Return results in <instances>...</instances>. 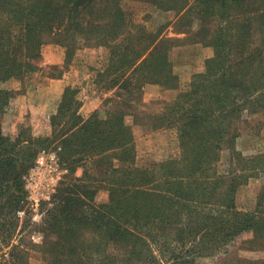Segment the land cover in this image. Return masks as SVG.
Returning a JSON list of instances; mask_svg holds the SVG:
<instances>
[{
	"label": "trees",
	"instance_id": "1",
	"mask_svg": "<svg viewBox=\"0 0 264 264\" xmlns=\"http://www.w3.org/2000/svg\"><path fill=\"white\" fill-rule=\"evenodd\" d=\"M141 1L176 13L185 37L166 36L165 25L150 33L130 19L125 0H0V264H30L23 178L47 150L68 170L41 207L43 243L32 244L48 264H198L245 236L264 238V186L253 208L240 209L236 199L264 171V154L236 150L245 117L264 122V0ZM48 44L64 48L65 67L83 49L107 52L89 83L111 94L106 110L85 118L84 88L68 86L50 134L23 126L7 135L10 84L41 70ZM186 44L212 49L204 71L160 114L144 115L147 85L179 88L171 52ZM128 117L151 131L176 130L180 156L138 166ZM225 150L231 168L219 173ZM101 191L108 200L98 203ZM112 244L126 251L110 254Z\"/></svg>",
	"mask_w": 264,
	"mask_h": 264
},
{
	"label": "rangeland",
	"instance_id": "2",
	"mask_svg": "<svg viewBox=\"0 0 264 264\" xmlns=\"http://www.w3.org/2000/svg\"><path fill=\"white\" fill-rule=\"evenodd\" d=\"M124 7L128 12L130 19L136 24H142L150 33L157 32V30L161 29V26L165 25L166 36L170 38L185 37V34L177 32L181 27L175 26L177 17L174 12H162L151 3L141 0H125ZM63 51L64 56L61 54ZM212 55L213 51L211 48L204 47L200 44H186L174 48L171 52V60L173 62L174 71L180 78L179 88L167 90L158 85H147L144 90L143 105L140 106L141 112H143L144 115L151 116L160 114L166 104L174 101L181 91L186 90L189 87L193 75L204 71L205 60ZM52 56L56 59L59 57L65 58L64 48L55 44L44 46L43 60L40 62L41 70L30 76L27 80L20 81V84L23 86L27 84L26 86L30 87L38 82L39 79L37 80V76H47V74L61 76L65 71L69 72L71 67H78L80 65V68L83 70V72L80 73V78H86L84 84H82V87L84 88L82 98H86V100L84 99L85 102L94 101V106L98 107V111L106 110L104 100L111 96V94H104L95 90L89 83L93 72L100 70L105 65L108 57L107 52L103 49H83L78 52L74 62L69 67L63 65L62 68L58 66L50 67L49 64L44 65L45 61L52 58ZM74 69L77 71L76 68ZM20 92H23V90L21 89ZM14 93L17 94V91ZM13 98H15V96ZM86 113L89 114V111L85 108L81 114L83 115ZM127 122L132 126L136 138L138 166L144 167L152 162H162L169 158H177L180 156L179 141L176 130L163 129L151 131L148 127L135 125L132 117H128ZM23 126L31 127L33 133L37 136L51 133L50 121L46 122L44 119L42 122L38 119L37 121H33V123H25L20 126V129ZM240 131L241 137L238 139L236 146L238 152L242 153L245 158L264 154V122L261 117L255 115L246 116L245 121L241 122ZM43 153H55L57 155V152L53 150L41 151L38 154L37 159ZM232 157L231 151L225 150L222 152V158L217 167L219 173L228 172L231 168ZM58 160H60L59 157ZM59 164V169L62 171V174L58 176V183L49 198L41 203L40 212H34L31 208H28V202L26 203V208L30 210L29 217L32 222H30L31 224L26 228L23 238L29 243L31 249L29 257L30 264H48V262L45 261L43 254L39 252L37 247H33L32 244L42 245L43 233L40 228L37 227V225L42 222L44 215V211H41V207L43 203L49 202L52 199L54 194H56L59 185L68 175L66 167L61 165L60 161ZM82 174V168H78L76 176L81 177ZM263 186L264 171H259L258 175L250 179L247 185L239 188L236 197L238 207L240 209L255 207L258 194ZM107 200L108 193L106 191H101L98 194L97 202L103 203ZM125 251L126 248L120 244H112L109 249L110 254L115 255H122ZM197 263L264 264V238L260 240L252 234L245 236L230 243L212 256L198 258Z\"/></svg>",
	"mask_w": 264,
	"mask_h": 264
},
{
	"label": "crops",
	"instance_id": "3",
	"mask_svg": "<svg viewBox=\"0 0 264 264\" xmlns=\"http://www.w3.org/2000/svg\"><path fill=\"white\" fill-rule=\"evenodd\" d=\"M61 54L64 56V51ZM64 59L62 57L56 59L52 56V58L45 61L44 65L49 64L50 67L58 66L62 68L65 65ZM80 67V65L78 67H71L69 72L65 71L61 76L49 74L47 76H37L38 82L30 87H27V84L23 86L20 84V81L11 82L10 88L13 92L17 91V94L14 93L15 98L11 100L10 106L2 118L4 133L16 135L20 130V126L25 123H33V121H37L38 119H40V122L43 119L46 122L50 121V118L57 111L65 88L68 86L81 88L82 84H84L86 78H80V73L83 72ZM21 89L23 92H20ZM93 102L87 101L83 103L81 113L85 108L89 111V114H83L85 118L98 109V107L94 106Z\"/></svg>",
	"mask_w": 264,
	"mask_h": 264
},
{
	"label": "built area",
	"instance_id": "4",
	"mask_svg": "<svg viewBox=\"0 0 264 264\" xmlns=\"http://www.w3.org/2000/svg\"><path fill=\"white\" fill-rule=\"evenodd\" d=\"M59 168V160L55 153H43L38 157L34 167L24 176L28 206L34 212H40L41 203L54 191L58 176L62 174Z\"/></svg>",
	"mask_w": 264,
	"mask_h": 264
}]
</instances>
